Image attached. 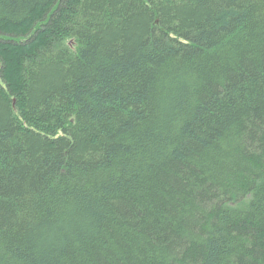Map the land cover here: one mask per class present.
I'll return each instance as SVG.
<instances>
[{"label":"trees","instance_id":"1","mask_svg":"<svg viewBox=\"0 0 264 264\" xmlns=\"http://www.w3.org/2000/svg\"><path fill=\"white\" fill-rule=\"evenodd\" d=\"M0 264H264V0H0Z\"/></svg>","mask_w":264,"mask_h":264}]
</instances>
